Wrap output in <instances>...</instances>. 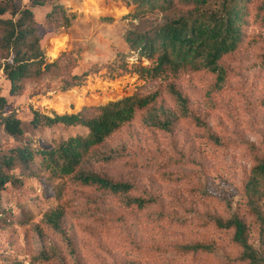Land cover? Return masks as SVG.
Returning <instances> with one entry per match:
<instances>
[{"label": "rangeland", "instance_id": "1", "mask_svg": "<svg viewBox=\"0 0 264 264\" xmlns=\"http://www.w3.org/2000/svg\"><path fill=\"white\" fill-rule=\"evenodd\" d=\"M15 2L32 8L45 56L49 62L61 58L62 70L30 79L21 93L11 94L10 81L0 69V96L7 99V113L29 121L33 110L51 115L78 112L157 89L161 97L153 112L146 110L95 148L75 173L41 172V178L24 177L20 184L7 185L0 194V264H227L241 248L233 230L219 228L214 219L234 214L245 218L250 243L263 249L264 231L251 213L247 183L257 158H264V0L249 1L245 39L218 63L225 70L223 79L211 72L152 79L136 73L138 63L130 54L127 33L160 25L180 14L178 10L133 18L135 6L129 0H47L43 6L31 0ZM56 4L76 14L69 27L45 26V14ZM9 17L10 12L0 16ZM122 57L117 66L126 62L128 70L121 75L111 77L100 69ZM91 69L97 71L82 84L62 90L71 74ZM87 132L83 126H28L15 140L0 122V153L24 143L50 148ZM113 154L174 163L131 170L102 162L103 156ZM80 171L123 173L136 187L105 195L80 185ZM259 190L264 214V181ZM137 197L159 202L138 210L133 201ZM58 210L60 229L52 218ZM190 243L209 244L213 252L196 263L160 250Z\"/></svg>", "mask_w": 264, "mask_h": 264}, {"label": "trees", "instance_id": "2", "mask_svg": "<svg viewBox=\"0 0 264 264\" xmlns=\"http://www.w3.org/2000/svg\"><path fill=\"white\" fill-rule=\"evenodd\" d=\"M31 1L32 5L43 6L47 3V0ZM129 1L135 6L134 12L130 14L133 18H141L156 11L181 12L150 29H134L127 33L126 41L130 54L138 63L135 71L139 77L152 79L169 73L177 75L196 71L217 73L219 78H224L225 70L218 63L237 51L244 41L245 17L250 0ZM7 12L11 13V17L0 18V69L10 81V93L18 94L24 90L30 79L49 74L56 69L62 70L61 58L52 62L47 60L41 46L42 35L38 22L30 6H20L15 0H0V16ZM75 16L65 6L56 4L45 14L44 24L49 29L69 27ZM123 60V57L115 59L116 62L104 64L100 69H106L111 77L119 76L124 70H128L126 62L117 66V61ZM96 71L97 69H91L81 74H71L62 90L82 84L90 72ZM176 94L182 97L177 91ZM160 97L161 91L157 89L147 94L135 92L106 103L84 106L78 112H53L51 115L33 110L32 119L24 121L15 112L7 113V99L0 96V122L6 133L15 140L24 136L28 126L37 129L63 124L83 126L88 131L86 135L76 134L62 139L50 148H37L24 143L1 152L0 194L8 184L22 183L24 177L41 178V172H49L52 176H69L75 173L95 148L132 124L146 110L153 112ZM160 123L164 126L166 121ZM101 159L106 165L122 166L131 170L171 167L174 163L170 159L164 162L153 158L142 161L138 157L125 158L119 154L106 155ZM76 179L80 185L109 196L129 193L136 187L125 174L117 172L80 171ZM262 181L264 158L260 157L252 168L247 194L251 213L260 223L263 233L264 214L258 201ZM133 201L138 210L148 209L159 202L140 197ZM61 216L62 211L59 210L52 215L56 229H60ZM214 223L219 228L232 229L233 240L241 248V253L230 258L227 264H264V247L262 245V249L250 243L248 224L243 216L234 214L228 219L217 217ZM262 239L264 240V236ZM160 250L165 251L163 255L187 256L196 263L202 256L213 252L212 246L204 243L174 244Z\"/></svg>", "mask_w": 264, "mask_h": 264}]
</instances>
